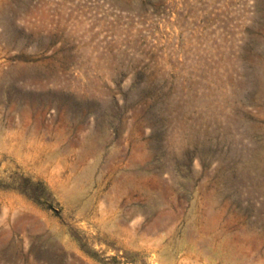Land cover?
<instances>
[{"label":"rangeland","instance_id":"1","mask_svg":"<svg viewBox=\"0 0 264 264\" xmlns=\"http://www.w3.org/2000/svg\"><path fill=\"white\" fill-rule=\"evenodd\" d=\"M108 1L141 38L0 0V264H264V0L236 39Z\"/></svg>","mask_w":264,"mask_h":264},{"label":"built area","instance_id":"2","mask_svg":"<svg viewBox=\"0 0 264 264\" xmlns=\"http://www.w3.org/2000/svg\"><path fill=\"white\" fill-rule=\"evenodd\" d=\"M50 13L108 40L124 43L141 38L136 30L140 16L122 10L108 0H42ZM163 7V33H181L188 24L200 37L223 31L239 38L254 8V0H173ZM245 3V4H244ZM196 40V39H195Z\"/></svg>","mask_w":264,"mask_h":264},{"label":"bare ground","instance_id":"3","mask_svg":"<svg viewBox=\"0 0 264 264\" xmlns=\"http://www.w3.org/2000/svg\"><path fill=\"white\" fill-rule=\"evenodd\" d=\"M135 178H137V177H135ZM142 180V179H141ZM138 184V183H137ZM139 187V186H138ZM66 188V187H65ZM70 195V194H69ZM102 223V222H101ZM104 224V223H103ZM225 226V225H224ZM260 244V243H259Z\"/></svg>","mask_w":264,"mask_h":264}]
</instances>
